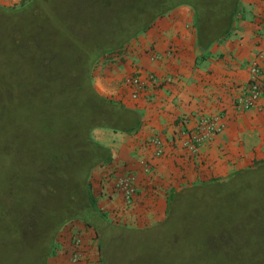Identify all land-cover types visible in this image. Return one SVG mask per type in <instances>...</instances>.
<instances>
[{
  "label": "rangeland",
  "instance_id": "rangeland-1",
  "mask_svg": "<svg viewBox=\"0 0 264 264\" xmlns=\"http://www.w3.org/2000/svg\"><path fill=\"white\" fill-rule=\"evenodd\" d=\"M31 1L0 0L13 11L28 4L20 19L13 11L9 16L0 12V264H51L57 234L70 221L64 220L66 204L73 206L66 195L76 183L47 166L54 167L58 155L73 159L87 149L81 141L88 112L82 106L85 93L73 82L76 73L64 77L44 70L39 54L52 51L46 56L64 58L66 44L91 50L96 44L110 46L129 38L118 52L101 57L92 72L98 92L122 104L119 95L100 91L105 69L113 67V57L136 49L140 33L132 36L153 15L144 14L153 0H34L29 5ZM33 40L43 52H30ZM139 74L135 68L124 79L128 88L135 86L133 78ZM105 162L89 176L93 204L104 220L127 231L109 230L100 217L99 225H91L103 234L104 264L105 240L110 264L264 263V167L184 187L170 197L165 218L139 226L103 212L96 203L91 177Z\"/></svg>",
  "mask_w": 264,
  "mask_h": 264
},
{
  "label": "crops",
  "instance_id": "crops-1",
  "mask_svg": "<svg viewBox=\"0 0 264 264\" xmlns=\"http://www.w3.org/2000/svg\"><path fill=\"white\" fill-rule=\"evenodd\" d=\"M134 46L133 52L126 49L127 53L113 57L100 91L119 95L121 103L140 116V125L124 132L97 128L93 134L98 143L113 150V157L106 161L108 170L132 168L142 187L127 204L109 185L102 168L92 173L91 181L103 212L145 226L165 218L170 197L184 187L225 178L264 162V96L250 110L233 108L234 97L249 79L250 67L264 51V0H241L231 33L208 49L197 42L195 16L189 6L156 19ZM122 56L127 60H121ZM135 68L144 86L138 91L136 85L128 88L124 83ZM149 73L154 76L152 81ZM114 81L118 83L115 87ZM211 114L223 116L225 130L191 151L185 145L189 134L182 131H191L196 117ZM155 136L162 139L165 153L152 159L151 171L145 172L142 163L153 155L150 141ZM89 243L95 253L93 240ZM51 259V264L67 261L64 250Z\"/></svg>",
  "mask_w": 264,
  "mask_h": 264
},
{
  "label": "trees",
  "instance_id": "trees-1",
  "mask_svg": "<svg viewBox=\"0 0 264 264\" xmlns=\"http://www.w3.org/2000/svg\"><path fill=\"white\" fill-rule=\"evenodd\" d=\"M33 1H31L29 5L32 4ZM175 1L176 0H153L150 7H144V14L153 11V15L151 19H149L147 23L132 37L145 31L156 19L164 16L169 11L180 6H189L193 10L195 16L197 42L200 47L205 50L231 33L241 6V0H177V3L174 4ZM27 6L28 4L20 10L13 11L11 8L0 5V12L3 15L9 16L13 11L14 15L15 13L18 15L15 17L20 19L23 17L22 10ZM36 10L33 9V13L36 12ZM34 16H36V14ZM128 39L129 38H127V40ZM127 40H115L117 43L113 42L110 46H105L108 42H105L102 45L96 44L93 45L94 47L91 50L87 49L86 46L72 48L66 44L61 50L65 52L64 58L59 56L50 58L46 56L47 53L53 52L41 51L34 40L31 41L29 47V50L33 55H37L39 52L44 53L39 54L43 60L42 67L44 70L46 69L47 71L52 72L58 71V75L64 77L67 73L72 71L75 72L76 77L74 78L75 81H73L75 87L78 85V87L85 93L84 99L82 100V106L87 107V121L89 122L85 123L87 125L85 130L86 134L83 136V141H81V143L85 145L87 149H82L80 152L76 151L77 156L73 159H71L69 155H65V153L62 156L58 155V163L54 164V167L52 165L47 166L49 167L48 170L59 172L61 178L65 180L72 178L76 183L72 189L70 188L66 195V198L68 199L67 201L70 202L71 200L73 206L69 207L68 204H66L67 207L65 208L69 213L64 220L77 218L84 220L89 225H93V223L99 225L96 219L97 217H100L103 219L104 225H107L104 227H109V230L115 228L119 232L127 230H124L123 227L117 225L116 228L112 223L104 220L103 215L96 210L90 194L89 176L92 169L98 164L108 161L113 157L112 148L98 143L94 137L91 136V132L97 128L111 129L115 132L134 130L140 125V116L135 111L126 108L125 105L119 103L116 104L103 97L94 86L92 72L97 61L101 57L108 53L118 52L124 47ZM32 44L35 46H32ZM68 54L74 55V58L68 60L66 58ZM32 56H30V59H37ZM90 56L92 57V60L89 59ZM48 60L51 63L47 64ZM70 60L73 61L72 64L70 63ZM75 63L76 65H74ZM50 157H54V155H50ZM50 157L48 158L50 159ZM262 167H264V164L253 166V168L250 169H261ZM246 171H248V169ZM63 224L64 222L62 225ZM97 229L99 230L98 226ZM101 236L103 237V234H101ZM105 241L102 242L103 256L108 261V264H110L111 260H109V255L105 254L104 251L106 245ZM52 247L53 245L51 248Z\"/></svg>",
  "mask_w": 264,
  "mask_h": 264
},
{
  "label": "built area",
  "instance_id": "built-area-1",
  "mask_svg": "<svg viewBox=\"0 0 264 264\" xmlns=\"http://www.w3.org/2000/svg\"><path fill=\"white\" fill-rule=\"evenodd\" d=\"M149 80H153V74H147ZM136 85V91L144 86L139 77L133 78ZM264 96V51L259 55L249 70V79L243 85L240 92L233 99V108L235 111H247L257 107L260 98ZM195 126L191 131H182L184 135L189 136V141L185 145L195 152L200 147L209 144L217 135L222 133L226 124L223 116L220 114H211L199 116L195 119ZM190 142V143H189ZM150 144L154 147L153 155L146 158L142 163L145 172H150L152 168V159L163 156L165 153L164 143L161 138L155 136L151 138ZM103 163L101 168L105 170L109 185L122 195L125 203L131 204L138 196L142 183L138 174L132 168H120L110 172ZM92 182V194H94L95 183ZM93 240L96 247L95 253H92L89 247ZM64 250L67 257L66 264H103L101 257V243L97 231L86 222L80 219H71L61 228L55 239V253Z\"/></svg>",
  "mask_w": 264,
  "mask_h": 264
}]
</instances>
